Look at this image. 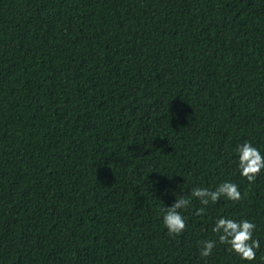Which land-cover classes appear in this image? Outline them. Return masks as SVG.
Segmentation results:
<instances>
[{
	"label": "trees",
	"instance_id": "obj_1",
	"mask_svg": "<svg viewBox=\"0 0 264 264\" xmlns=\"http://www.w3.org/2000/svg\"><path fill=\"white\" fill-rule=\"evenodd\" d=\"M264 0H0V264H264ZM239 201L161 209L193 187ZM180 188L183 189L182 193ZM220 215L256 225L242 261Z\"/></svg>",
	"mask_w": 264,
	"mask_h": 264
},
{
	"label": "clouds",
	"instance_id": "obj_2",
	"mask_svg": "<svg viewBox=\"0 0 264 264\" xmlns=\"http://www.w3.org/2000/svg\"><path fill=\"white\" fill-rule=\"evenodd\" d=\"M234 159L238 174L249 183L254 182L257 175L264 170V152L248 141L236 144L234 148ZM183 189L180 188L182 193ZM175 190L173 195L174 202L161 209V222L166 232L170 235H180L186 226V218L182 211L187 209L193 198L199 201L203 207L196 209V214L205 211L210 203H216L221 198L228 201H239L241 192L238 185L229 180L218 183L215 187H193L190 194L177 196ZM256 225L244 218H230L220 215L215 218L211 230L215 239H203L197 241L199 255L208 257L212 254L217 244L226 245L227 250L235 253L242 261H254L257 257V251L260 248V240L254 238Z\"/></svg>",
	"mask_w": 264,
	"mask_h": 264
}]
</instances>
